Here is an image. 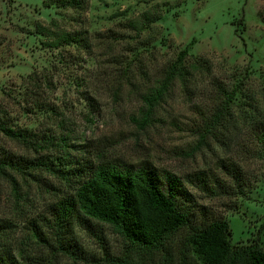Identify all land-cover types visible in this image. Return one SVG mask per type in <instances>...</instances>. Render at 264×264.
I'll return each instance as SVG.
<instances>
[{
  "label": "rangeland",
  "instance_id": "374dc122",
  "mask_svg": "<svg viewBox=\"0 0 264 264\" xmlns=\"http://www.w3.org/2000/svg\"><path fill=\"white\" fill-rule=\"evenodd\" d=\"M145 13L161 14V19L146 23ZM66 33L80 41L47 45ZM182 50L188 52V63L209 58L212 70L195 71L185 82L175 80L155 109V120L140 126L135 119L141 118L145 92ZM33 71L49 75L47 93L60 106L65 125L74 136L87 139L81 151L67 148L73 155L70 170H77L78 160L98 163L95 153L103 152L106 159L147 161L186 180L204 171L209 184L228 193L212 195V189L187 183L205 212L193 224L223 218L232 228L234 245L249 243L260 233L264 248V230L259 231L264 159L243 147L254 146L247 112L253 107L264 112V0H87L82 9L47 6L44 0H0V107L20 126H37L42 120L25 111V99L34 90L25 78ZM224 91L234 94L230 106L238 125L203 140L200 112L209 115ZM56 122L50 120L49 126L56 128ZM198 122L203 128V121ZM0 148L34 157L1 132ZM233 163L238 179L226 170ZM32 170L34 174L14 172L13 177L0 173V221L8 224L1 241L17 255L23 249L24 256L31 252L36 264H181L187 227L170 236L164 248L149 251L83 212L69 224L66 236L75 245L70 251L35 247L32 223L48 232L51 204L74 193L76 183ZM187 256L204 264L190 252Z\"/></svg>",
  "mask_w": 264,
  "mask_h": 264
},
{
  "label": "trees",
  "instance_id": "16d2710c",
  "mask_svg": "<svg viewBox=\"0 0 264 264\" xmlns=\"http://www.w3.org/2000/svg\"><path fill=\"white\" fill-rule=\"evenodd\" d=\"M44 1L47 6L56 5L63 8L82 9L87 5V0ZM143 18L146 23L156 22L161 19V14L145 13ZM79 41L77 35L66 33L47 45L59 47ZM187 55L188 52L182 50L175 60L161 69V75L148 87L144 95L146 104L140 112L141 118L135 119L140 126H147L155 120L154 111L175 80L185 82L195 71H204L206 68L209 72L212 70L209 58L201 57L188 63ZM48 78L49 75L44 71H33L25 78V83L32 85L34 89L30 99H25V111L42 115V120L37 126L16 124L10 113L0 107V132L7 139L24 145L34 154L33 158H29L0 148V173L13 177L14 172L34 174L32 168H36L60 180L76 183L74 193L51 204L52 218L48 232L37 223H32L30 239L35 247L52 248L57 252L70 251L75 245L66 236L69 224L77 212H83L90 218L110 225L131 245L149 251L164 248L170 236L187 227L189 233L182 242L181 264L198 263V260L192 262L187 252L202 259L204 264H264L260 233L249 243L234 245L231 239L232 228L227 220L216 218L200 225L193 224L201 212H205L187 183L201 189H212V195L228 193V190H222L218 184H209L210 177L204 175V171L186 180L175 173L160 171L147 161L133 164L120 159H106L103 152L95 153L98 163L93 165L78 160L77 170H70L69 159L73 155L66 151L67 148L76 147L77 151H81L79 148L82 141L87 139L84 135L74 136L72 130L65 125L67 120L63 118L60 106L52 101V97L47 93L51 87ZM215 83L219 84L217 81ZM222 95L221 101L209 115L200 112L201 120L198 121H203L204 127L202 128L198 121L197 125L199 137L203 140L228 125H238L237 117L232 113L230 106L234 94L224 91ZM245 119L248 125L247 134L254 146L244 144L243 147H246L252 156L264 159V112L253 107L247 112ZM50 120H57V124L54 123L56 128L49 126ZM226 170H229L232 177H240L235 163ZM215 186L217 187L214 188ZM218 187L221 190H218ZM237 189V193L244 195V190H239L238 186ZM7 225V221H0V264H36L33 253L27 252L24 256L23 249L17 255L11 247L1 241ZM263 230L264 223L259 231ZM81 257L82 260H88Z\"/></svg>",
  "mask_w": 264,
  "mask_h": 264
}]
</instances>
